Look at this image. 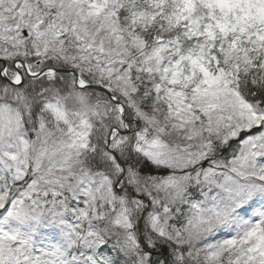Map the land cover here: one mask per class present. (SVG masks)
I'll return each mask as SVG.
<instances>
[{"label": "snow or ice", "instance_id": "1", "mask_svg": "<svg viewBox=\"0 0 264 264\" xmlns=\"http://www.w3.org/2000/svg\"><path fill=\"white\" fill-rule=\"evenodd\" d=\"M0 264H264V0H0Z\"/></svg>", "mask_w": 264, "mask_h": 264}]
</instances>
